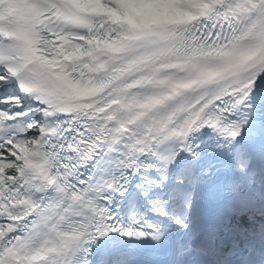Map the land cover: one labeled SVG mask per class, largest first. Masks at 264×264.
<instances>
[{"label":"snow or ice","instance_id":"snow-or-ice-1","mask_svg":"<svg viewBox=\"0 0 264 264\" xmlns=\"http://www.w3.org/2000/svg\"><path fill=\"white\" fill-rule=\"evenodd\" d=\"M0 264H264V0H0Z\"/></svg>","mask_w":264,"mask_h":264}]
</instances>
